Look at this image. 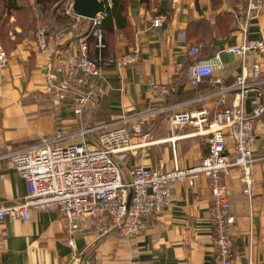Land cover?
<instances>
[{
  "label": "crops",
  "instance_id": "crops-1",
  "mask_svg": "<svg viewBox=\"0 0 264 264\" xmlns=\"http://www.w3.org/2000/svg\"><path fill=\"white\" fill-rule=\"evenodd\" d=\"M69 1L44 11L37 0H0V44L10 58L0 69V206L21 202L28 193L25 179L7 157L15 149L53 137L58 131L78 130L81 124L108 122L144 110V117L128 126L135 152L118 160L124 178L130 179L127 169L134 162L166 170L176 165L188 168L208 154V136L192 126H173V113L205 109L214 118L223 108L222 99L229 106L238 103L237 93L225 90L243 70L252 80L253 63L262 67L260 92L264 94V53L243 58L223 52L222 67L212 79L206 78L198 86L188 80L195 60L192 47L199 48L198 57L207 59L244 39L264 41V2L257 16L251 17L246 0H152L151 7L128 0L125 27L114 25L113 54L116 59L133 55L134 61L105 66L101 78L85 79L79 74L69 82L66 64L80 54L79 40L90 30L89 21H77L65 12ZM160 12L168 15L166 31L152 25ZM39 25L48 30L54 47L51 54L37 48L34 31ZM223 40H227L224 45L217 43ZM50 65L57 73L52 84L47 80ZM151 81L167 86L169 93L154 94ZM62 82L70 87L60 90ZM93 88L95 97L82 116L76 115L78 98ZM244 109L249 111L250 101ZM138 121L136 131L133 125ZM256 134L253 162L248 167L254 180L251 194L243 191L240 167L232 168L223 179L236 217L230 226L233 264H264L261 123ZM233 149L229 139L230 155ZM210 205L209 180L200 174L192 186L184 180L173 183L172 203L148 218L140 235L124 237L119 231L102 235L97 224L85 218L81 229L72 234L74 246L67 243L65 221L57 212L34 210L29 220L0 223V264H216Z\"/></svg>",
  "mask_w": 264,
  "mask_h": 264
},
{
  "label": "built area",
  "instance_id": "built-area-1",
  "mask_svg": "<svg viewBox=\"0 0 264 264\" xmlns=\"http://www.w3.org/2000/svg\"><path fill=\"white\" fill-rule=\"evenodd\" d=\"M112 0H107L111 4ZM248 16L254 17L260 12L264 0H246ZM72 2L65 12L72 13L77 21L90 22L89 32L80 38V54L68 65L66 74L70 82L81 74L85 79L101 78L104 74L106 47L102 39L101 24L103 14L94 19H87L72 12ZM61 9V8H60ZM168 21L166 13H159L153 19L155 28L166 31ZM78 22L75 23V27ZM98 39L97 56H89L88 36ZM37 48L42 53L53 52L54 47L48 40V30L39 25L34 31ZM195 57L189 68L188 80L198 86L206 78L212 79L214 72L222 67V53L230 52L246 58L264 53V41L244 39L241 44L225 47L207 59L199 56L200 50L194 46L190 50ZM9 55L0 44V69L9 64ZM111 64L128 65L134 61L133 55H123L118 59L108 58ZM252 80L243 70L233 84L225 91L237 93L238 103L233 106L222 99L223 108L210 118L207 110L178 111L170 116L173 126H192L198 132L208 136L209 152L199 164L171 170L151 168L140 162H134L127 169L130 179L124 173L117 160L127 158L128 152H135L131 143L129 124L146 114L140 110L136 115L123 116L108 122L94 123L91 127L83 124L72 132L58 131L55 136L39 142L27 144L7 154L11 164L25 179L28 193L21 202L0 206V223L9 220H29L31 212H57L65 221L69 235L67 243L74 246L72 234L81 229L83 219L95 222L102 235L119 231L124 237H134L143 233V225L148 218L168 207L173 200V183L187 181L192 186L198 175H205L209 180L211 205L209 221L213 234L216 264H233L234 251L230 226L235 223L224 176L234 167L242 169L241 183L244 193L251 194L254 180L249 172L253 162V149L257 141L256 130L261 123L264 128V94L260 92L263 83L262 67L253 63ZM57 73L52 66L47 68V80L52 84ZM219 81V79H216ZM68 82H62L60 90L68 89ZM95 89L78 98L75 113L82 116L83 109L95 97ZM154 94L165 96L169 88L157 82H150ZM261 95L253 97L254 94ZM263 94V96H262ZM250 101V109L244 105ZM139 122V121H138ZM124 124V125H122ZM135 124V123H134ZM133 125L139 131L141 122ZM88 133L96 134L100 146L94 144ZM147 136V135H146ZM234 142L233 154L228 152V140ZM2 245H0L1 247Z\"/></svg>",
  "mask_w": 264,
  "mask_h": 264
},
{
  "label": "trees",
  "instance_id": "trees-1",
  "mask_svg": "<svg viewBox=\"0 0 264 264\" xmlns=\"http://www.w3.org/2000/svg\"><path fill=\"white\" fill-rule=\"evenodd\" d=\"M63 0H37V3L43 7V10L52 9L57 3ZM216 3L219 0H214ZM141 3L147 4L149 7L152 6V0H140ZM128 0H112V6L108 5L107 12L103 16L101 31L102 39L106 47L103 51V55L106 58L104 62L105 66L113 65L107 60L108 58H114V25L116 24L118 28H124L126 25ZM161 13V12H160ZM159 14V13H158ZM98 39L90 35L88 36L89 43V56L91 58L97 56L98 49L96 47Z\"/></svg>",
  "mask_w": 264,
  "mask_h": 264
},
{
  "label": "water",
  "instance_id": "water-1",
  "mask_svg": "<svg viewBox=\"0 0 264 264\" xmlns=\"http://www.w3.org/2000/svg\"><path fill=\"white\" fill-rule=\"evenodd\" d=\"M72 12L80 17H84L87 19H94L98 15H104L107 12L108 2L107 0H72ZM227 40L219 41L218 44L224 45ZM87 127H91V124L87 125ZM90 140L100 146L96 137L93 133H88ZM117 163L120 165L119 161ZM121 167V165H120Z\"/></svg>",
  "mask_w": 264,
  "mask_h": 264
},
{
  "label": "rangeland",
  "instance_id": "rangeland-1",
  "mask_svg": "<svg viewBox=\"0 0 264 264\" xmlns=\"http://www.w3.org/2000/svg\"><path fill=\"white\" fill-rule=\"evenodd\" d=\"M69 3H71V1H69V2H68V3H66V4H69ZM66 4H65V5H66ZM65 5H63V6H65ZM66 6H67V5H66Z\"/></svg>",
  "mask_w": 264,
  "mask_h": 264
}]
</instances>
